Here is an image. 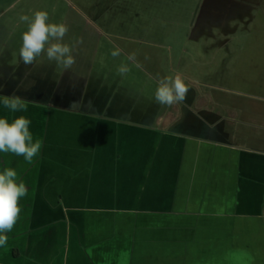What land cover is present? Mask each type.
Instances as JSON below:
<instances>
[{
    "label": "crops",
    "instance_id": "obj_1",
    "mask_svg": "<svg viewBox=\"0 0 264 264\" xmlns=\"http://www.w3.org/2000/svg\"><path fill=\"white\" fill-rule=\"evenodd\" d=\"M19 1L0 0V20ZM11 23L0 64L20 63ZM88 107L45 110L38 156L17 162L32 204L19 201L0 264H264L262 112L232 143L168 129L170 114L149 125Z\"/></svg>",
    "mask_w": 264,
    "mask_h": 264
},
{
    "label": "rangeland",
    "instance_id": "obj_2",
    "mask_svg": "<svg viewBox=\"0 0 264 264\" xmlns=\"http://www.w3.org/2000/svg\"><path fill=\"white\" fill-rule=\"evenodd\" d=\"M13 8L14 18L8 9L0 20L7 26L12 22L10 39L15 41L10 45L22 47L36 11H47L49 23L68 28L61 41L50 39L45 45L36 57L39 64H25L21 48L16 50L19 64H0V117L10 122L28 118L33 142L53 103L89 106L93 112L149 125L170 114L168 129L232 143L252 129L259 111L264 124V0H20ZM22 15L29 22L21 21ZM6 39L0 34V42ZM56 42L71 48V67L48 59L46 49ZM117 49L119 55L113 56ZM4 52L12 50L0 43V61H10L2 59ZM121 66L128 70L120 72ZM177 75L189 88L186 100L172 106L156 102L160 81ZM15 97L27 105L26 111L4 107L3 99ZM27 99L49 102L43 108ZM22 160L5 153L0 171L19 170ZM22 199L31 206V199Z\"/></svg>",
    "mask_w": 264,
    "mask_h": 264
},
{
    "label": "clouds",
    "instance_id": "obj_3",
    "mask_svg": "<svg viewBox=\"0 0 264 264\" xmlns=\"http://www.w3.org/2000/svg\"><path fill=\"white\" fill-rule=\"evenodd\" d=\"M47 11H36L29 22L27 15L20 17L21 21L29 22L28 30L23 33V44L20 56L25 64H31L37 56L45 52V45L50 39L61 41L66 35L67 25L49 23ZM49 60L62 63L66 68L71 67L74 58L71 48L60 42L51 43L46 49ZM113 56L119 55V50L112 52ZM130 59L132 57H129ZM128 69L121 66L120 72ZM189 88L181 76L161 80L155 93V100L159 104L172 106L186 100ZM5 108L10 112L26 111L27 105L19 98H5L2 101ZM31 121L25 116H18L11 122L0 117V152H11L23 156L29 163L39 153L42 141L37 139L33 142L32 133L29 130ZM17 172L13 168H5L0 171V247L5 246L8 240L4 233L10 232L19 219L21 207L19 200L28 193V188L23 181H17Z\"/></svg>",
    "mask_w": 264,
    "mask_h": 264
}]
</instances>
